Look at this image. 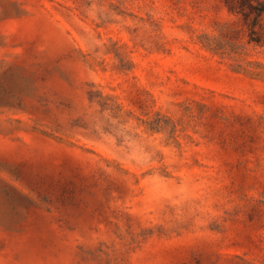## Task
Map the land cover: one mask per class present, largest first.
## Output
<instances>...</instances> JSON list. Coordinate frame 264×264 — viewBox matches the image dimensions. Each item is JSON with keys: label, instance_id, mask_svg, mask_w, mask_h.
<instances>
[{"label": "rangeland", "instance_id": "1", "mask_svg": "<svg viewBox=\"0 0 264 264\" xmlns=\"http://www.w3.org/2000/svg\"><path fill=\"white\" fill-rule=\"evenodd\" d=\"M0 264H264V0H0Z\"/></svg>", "mask_w": 264, "mask_h": 264}]
</instances>
